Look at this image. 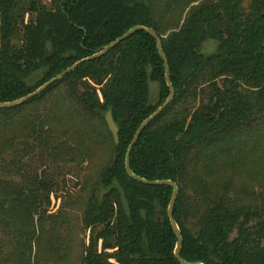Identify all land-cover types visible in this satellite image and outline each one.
Returning <instances> with one entry per match:
<instances>
[{
    "label": "trees",
    "instance_id": "trees-1",
    "mask_svg": "<svg viewBox=\"0 0 264 264\" xmlns=\"http://www.w3.org/2000/svg\"><path fill=\"white\" fill-rule=\"evenodd\" d=\"M139 25L160 38L175 94L140 134L130 169L145 180L178 186L173 218L185 261L264 264V207L257 208L234 165L247 148H264V0H0V102L25 98ZM39 69H45L41 82L27 88L24 79ZM148 73L161 87L155 102H148ZM56 90L65 102L60 109L54 103L53 113L43 111ZM169 94L157 42L142 30L79 63L39 94L0 106V156L35 151L48 165L41 173L28 169L24 178L34 180L29 194L16 191L0 199L18 206L21 224L12 235L14 257L0 256L1 264H32V246L41 239L33 215L51 202L41 180L54 183L57 174L65 179L80 170L102 142L109 143L113 158L96 185L110 190L98 189L99 196L94 191L87 200L88 240L80 264H179L166 214L172 187L143 184L124 168L134 133ZM108 111L118 126L117 143L105 122ZM98 122L107 135L101 136ZM64 162L71 164L67 173L60 167ZM115 183L125 192L129 217ZM55 229L50 235L59 246L51 254L60 259L64 239ZM143 236L149 256L142 251Z\"/></svg>",
    "mask_w": 264,
    "mask_h": 264
},
{
    "label": "rangeland",
    "instance_id": "rangeland-1",
    "mask_svg": "<svg viewBox=\"0 0 264 264\" xmlns=\"http://www.w3.org/2000/svg\"><path fill=\"white\" fill-rule=\"evenodd\" d=\"M213 48L214 45L212 44L205 49L209 51ZM55 92L57 90L50 93L42 103L43 111L51 108L53 113V110L56 109L54 103H58L60 109V105L63 101L65 102V98L58 96ZM96 125L102 132L101 136L107 135L101 122ZM0 135H3V133L0 132ZM1 138L2 136H0V140ZM245 148H247L246 145ZM244 152V155H239L235 159L236 172L241 181L248 183L252 189V199L257 208L262 209L264 207V148H260L258 151L247 148ZM23 154H27V152L25 151L17 157V154L10 150L0 156V199L4 195L9 196V193L16 191H24L29 194L34 180L31 177L24 178V176H28V169L34 167L38 169V173H41L43 168H48L47 163L41 161L38 156H34L35 151L26 156ZM34 157H38V159H33ZM112 158L113 154L109 143L102 142L95 148L91 158L83 162L80 170L76 169L74 173L72 172L65 179L57 174L54 183L51 180H41L43 186L46 185L45 189L51 192V202L49 207L44 205L41 207L44 212H37L33 215L35 231L41 239L32 246V264L81 263L82 247L84 241L88 240L85 222L83 221L88 205L87 200L94 191L98 195L99 186L102 185L99 183L96 185L98 175L102 172L101 169L111 162ZM70 166L69 163H60V167H63L62 171L65 173H67ZM28 198H32V195H29ZM28 205L31 206L30 203ZM0 207L2 209L0 215V222L2 223L0 224V256L5 258V255L8 254L9 257H14L13 253L16 252L17 243L13 240L12 235L14 230L21 226L19 208L8 204L7 201H1ZM53 228H56L55 230L59 233V236L64 239V242L60 245L63 256L60 259L53 258L54 256L51 254L53 248L57 249L59 246L58 242L53 241L54 239L51 238L50 233ZM44 244L45 247L43 248Z\"/></svg>",
    "mask_w": 264,
    "mask_h": 264
},
{
    "label": "water",
    "instance_id": "water-1",
    "mask_svg": "<svg viewBox=\"0 0 264 264\" xmlns=\"http://www.w3.org/2000/svg\"><path fill=\"white\" fill-rule=\"evenodd\" d=\"M145 31L148 34H150L153 39L156 40L157 42V51L158 54L161 55L162 60H163V66H164V71H165V81L167 86L170 89V94L167 97V99L162 103V105L156 110L154 111L151 115H149L148 117L145 118V120H143V122L141 123V125L138 127V129L136 130V132L133 135L132 140L129 143V146L127 148L126 151V156H125V163H124V168L127 172V174L129 176H131L132 178H134L135 180L143 183V184H149V185H158V186H163V185H169L172 187L173 191H172V195L171 198L169 200V204L166 210V214H167V218H169L170 220V224L174 230V233L177 236V241H176V245L174 248V257L177 260V262L179 264H202V263H192V262H187L185 261L183 258H181L180 256V248H181V243H182V234H180V230L177 226V223L175 221V218H173V208L175 205V200L178 194V186L171 180H163V181H159V180H145L141 177H139L138 175H136L131 169H130V152L133 148V146L135 145V143L138 141V139L140 138V134L145 130L146 126L158 115L161 113V111L167 107L169 105V103L172 101L175 91H174V87H172L171 81H170V71L168 68V64H167V58L166 55L164 54V51L162 49L161 46V42H160V38H158L157 34L154 32V30L150 27L147 26H134L132 28H130L129 30L126 31L125 34H123L122 36L114 39V41L110 42L109 45L104 46L100 51L95 52L93 55L88 56L85 59H82L80 61H78L77 63L71 65L70 67L66 68L65 70H63L58 76H56L55 78H53L52 80L46 82L45 84H43L42 86L38 87L34 92L30 93V95L26 96L25 98L13 101L12 103H1L0 102V106H12L15 103H19L25 99L30 98L31 96L37 95L40 92H42V90H44L49 84L53 83L56 80L61 79L66 73L70 72L71 70L75 69L79 63L83 62V61H89V60H94V58H98L101 57L104 53H106L107 51L110 50L111 47L117 45L119 42L126 40V38L132 34H134L135 32L138 31ZM0 54H1V27H0ZM0 64H1V59H0ZM45 69H39L36 70L35 72L31 73L29 75V77H27L26 79H24V83L26 85L27 88L29 87H33L36 86L38 83L41 82L43 75H44ZM147 88H148V102H155L156 100H158L160 93H161V87L159 85V83L152 81L151 79V73H148V77H147ZM105 122H107V126L108 129L112 135V138H114L115 143H117L119 141V138L117 136L118 134V126L116 124V122H114L112 116H111V112L108 111L105 115ZM46 185L44 184V187ZM115 187L117 188L119 194H120V203L122 204V208L123 211L125 213V215L127 217L130 216V206L129 203L127 202V198L125 195L124 190L122 189V187L119 186L118 183H115ZM110 189L109 188H104L103 186H99V193L100 194H106ZM156 219H159V214L162 212V208L159 205H156ZM141 216L143 219H145V211L142 210L141 211ZM142 251L149 256L150 252H149V244H148V240L146 236H143V240H142Z\"/></svg>",
    "mask_w": 264,
    "mask_h": 264
}]
</instances>
